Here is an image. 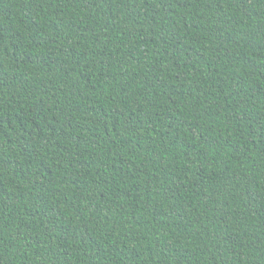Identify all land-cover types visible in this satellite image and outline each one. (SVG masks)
<instances>
[{"label": "trees", "instance_id": "16d2710c", "mask_svg": "<svg viewBox=\"0 0 264 264\" xmlns=\"http://www.w3.org/2000/svg\"><path fill=\"white\" fill-rule=\"evenodd\" d=\"M0 264H264V0H0Z\"/></svg>", "mask_w": 264, "mask_h": 264}]
</instances>
